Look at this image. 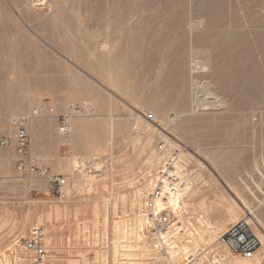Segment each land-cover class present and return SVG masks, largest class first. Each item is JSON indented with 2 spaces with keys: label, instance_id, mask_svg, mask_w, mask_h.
<instances>
[{
  "label": "rangeland",
  "instance_id": "rangeland-1",
  "mask_svg": "<svg viewBox=\"0 0 264 264\" xmlns=\"http://www.w3.org/2000/svg\"><path fill=\"white\" fill-rule=\"evenodd\" d=\"M196 61L207 69L186 89L206 93L183 108L178 71ZM1 76L0 137H14L10 117L55 108L32 122L31 151L69 194L2 153L0 264H28L33 228L48 264H234L218 240L241 219L264 244V0H0ZM85 101L94 114L61 137L58 117ZM174 154L185 184L171 248L143 213ZM90 158L110 162L77 168Z\"/></svg>",
  "mask_w": 264,
  "mask_h": 264
},
{
  "label": "built area",
  "instance_id": "built-area-1",
  "mask_svg": "<svg viewBox=\"0 0 264 264\" xmlns=\"http://www.w3.org/2000/svg\"><path fill=\"white\" fill-rule=\"evenodd\" d=\"M47 115H55L53 107H39L30 112L12 116L9 118V126L14 130V137H0V156L12 148L16 149L20 157L16 169L28 179H44L50 185L53 192L61 199L69 194V182L60 175H56L50 169L32 155L30 126L38 118ZM94 110L89 101L79 106H74L68 114L58 117V134L61 137H68L71 134L72 120L79 115H93ZM164 150V145H160ZM182 153L181 150H176ZM178 154L167 161L159 174L155 186L145 205L143 218L145 226L154 234L161 237V240L172 246L171 240L174 228L177 224V214L180 206L174 207L169 200L181 194L184 190L185 172L177 167ZM110 162L109 158H90L77 162V168L89 174L100 173ZM173 237V236H172ZM221 246L227 248L232 254L246 260H254L262 249V242L253 231L251 224L246 219H241L230 225L226 232L218 240ZM23 248L29 254L28 264H48L50 260L49 249L45 240V233L40 228H33L29 239L24 241ZM189 263H199L198 257H191ZM218 261L226 262L223 258ZM264 264V263H263Z\"/></svg>",
  "mask_w": 264,
  "mask_h": 264
},
{
  "label": "bare ground",
  "instance_id": "bare-ground-1",
  "mask_svg": "<svg viewBox=\"0 0 264 264\" xmlns=\"http://www.w3.org/2000/svg\"><path fill=\"white\" fill-rule=\"evenodd\" d=\"M193 61V60H192ZM181 62V61H180ZM179 63V62H178ZM177 63V64H178ZM207 64V63H206ZM210 64V63H209ZM179 65V64H178ZM189 65V64H188ZM202 64H200V62H195L193 65H191V68L189 67V69H190V73L189 74H187L186 75V73H185V75H184V73L182 72V71H178V75L177 76H179L180 77V81L179 82H177V83H180L178 86H182V87H180L181 88V90L180 89H178L177 91L179 92H175V93H177L175 96L176 97H178V98H180L179 99V101H182V107L183 108H185V107H187L186 105H187V100L190 98V100H191V102H193V103H197V105L196 106H202V104H201V102H203V100H201V95L203 94V93H206V91L204 90V89H195L194 88V85H193V89H191L190 91H189V93H188V91H187V83H189V82H187L188 80H189V78L188 77H192V81H193V79L195 78L196 79V77H194V76H198L199 74H200V72L201 71H203L204 72V70L205 69H207L206 67H202L201 66ZM176 68V67H175ZM183 70L185 69L184 67H181ZM172 70H174V68L172 69ZM187 70V69H186ZM174 73H175V71H173ZM188 73V72H187ZM205 73V72H204ZM176 74V73H175ZM202 75V74H201ZM207 76V75H206ZM168 77V76H167ZM176 77V76H175ZM174 77V78H175ZM203 77H205V76H203ZM187 78H188V80H187ZM1 81H0V107H3L4 105H7L8 104V94H7V92L6 91H4V89H5V86H6V84H5V80H4V78H3V76H1ZM178 79V78H177ZM174 80H176V79H174ZM176 81H178V80H176ZM190 81V80H189ZM169 82V81H168ZM196 82V81H195ZM194 82V83H195ZM176 83V84H177ZM193 82H191V84H192ZM197 84H199L198 82H196ZM196 83H195V86H196ZM191 84H189V86L191 85ZM165 86V85H164ZM197 87V86H196ZM201 87V86H200ZM203 88V87H202ZM205 88L207 89V90H209V84H206V86H205ZM174 89V88H173ZM8 91V90H7ZM209 91H211V89L209 90ZM170 92V91H169ZM173 92V91H172ZM171 92V93H172ZM173 92V93H174ZM187 92V93H186ZM174 93V94H175ZM209 93V92H208ZM210 94V93H209ZM212 94V93H211ZM210 94V95H211ZM213 95V94H212ZM169 96V98H171V100H172V98H173V96L171 97L170 96V94L168 95ZM203 97H204V94H203ZM166 99H168V97L166 98ZM177 99V98H176ZM175 100V99H174ZM189 100V101H190ZM201 100V101H200ZM177 101H178V99H177ZM178 101V102H179ZM212 101H213V99H212ZM212 101H210V102H212ZM169 102V101H168ZM172 102V101H171ZM210 102H207L206 101V103L209 105L210 104ZM206 104V105H207ZM204 105H205V103H204ZM203 105V106H204ZM213 105H214V103H213ZM212 104H211V106H213ZM180 106H181V104H180ZM196 106H194V108L196 107ZM215 106V105H214ZM6 106H4L3 108H5ZM2 108V109H3ZM199 108V107H198ZM181 194H178V195H176V196H174V198H172V199H170L169 200V203L171 204V205H173L174 207H176V206H180V204H181ZM181 227H178V229H180ZM140 239V238H139ZM263 240H264V236H263ZM264 242V241H263ZM263 246H264V244H263ZM172 247V246H171ZM173 248H175V246H173ZM172 250V249H171ZM263 255V254H262ZM192 257V256H191ZM237 259H236V261L234 262V264H260V262H258V260H257V256H256V258L254 259V260H246V259H244V258H242V257H240V256H237L236 257ZM188 259H190V258H188ZM225 261V260H224ZM222 264H230V263H228L227 261L226 262H224V263H222Z\"/></svg>",
  "mask_w": 264,
  "mask_h": 264
}]
</instances>
